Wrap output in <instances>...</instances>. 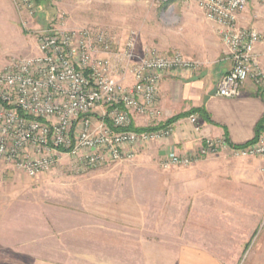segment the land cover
Returning a JSON list of instances; mask_svg holds the SVG:
<instances>
[{
	"label": "rangeland",
	"instance_id": "374dc122",
	"mask_svg": "<svg viewBox=\"0 0 264 264\" xmlns=\"http://www.w3.org/2000/svg\"><path fill=\"white\" fill-rule=\"evenodd\" d=\"M30 6L0 0V71L12 57L35 54L39 34L51 26L104 33L122 76L121 51L133 31L138 54L145 47L178 51L200 62L196 72L227 55L195 0H31ZM172 13L180 20L167 26ZM240 24L264 31V4L250 0ZM164 155L148 146L132 159L86 171H74L64 158L30 177L29 199L41 212L42 264H264V158L223 148L164 168ZM178 233L190 244L187 252H178Z\"/></svg>",
	"mask_w": 264,
	"mask_h": 264
},
{
	"label": "built area",
	"instance_id": "2783aa9c",
	"mask_svg": "<svg viewBox=\"0 0 264 264\" xmlns=\"http://www.w3.org/2000/svg\"><path fill=\"white\" fill-rule=\"evenodd\" d=\"M195 1L233 61L217 94L239 97L251 79L264 99V66L257 50L264 31L240 24L250 0ZM16 2L20 9L31 8V0ZM136 44L133 31L121 51L123 76L109 55L112 40L85 27L51 26L39 34L35 54L9 59L0 71V162L31 178L51 172L64 158L74 171H86L132 159L171 137L173 123L162 121L161 81L168 74L195 72L200 62L153 47L138 54ZM136 114L147 122L143 129L132 128ZM189 119L198 127V115ZM223 148L236 156L264 158V131L240 147H231L224 137L206 139L194 155L168 150L161 165H189Z\"/></svg>",
	"mask_w": 264,
	"mask_h": 264
},
{
	"label": "crops",
	"instance_id": "0c3cea01",
	"mask_svg": "<svg viewBox=\"0 0 264 264\" xmlns=\"http://www.w3.org/2000/svg\"><path fill=\"white\" fill-rule=\"evenodd\" d=\"M257 50L264 66V44L259 45ZM213 61L216 65L208 67V70L168 74L162 79V121L183 116L173 122L171 137L149 145L160 154L174 150L179 155H194L208 138L228 137L237 145L255 138L256 127L264 117V99L260 91L248 79L239 97L218 95V83L232 68L233 61L228 55ZM198 107L206 109L211 121H206L199 113L187 114ZM192 114L198 115L199 128L190 121L189 116ZM134 122L141 127L147 125L145 118L137 114L134 115ZM19 172L0 162V177L4 182L0 186V264H42L41 212L39 207L34 208L33 200L29 199V188H32L30 184L33 181L24 173L23 176L19 175ZM191 225L195 227L194 223ZM191 225L188 223L187 227L191 229ZM177 242L178 252H187L185 247L190 244L184 235L178 233Z\"/></svg>",
	"mask_w": 264,
	"mask_h": 264
},
{
	"label": "trees",
	"instance_id": "16d2710c",
	"mask_svg": "<svg viewBox=\"0 0 264 264\" xmlns=\"http://www.w3.org/2000/svg\"><path fill=\"white\" fill-rule=\"evenodd\" d=\"M191 113H199V115H200L203 119H205L206 121H211L210 116L208 115L206 109L203 108V107L193 108V109H192L189 113H187V114L189 115V114H191ZM187 114H186V115H187ZM181 116H183V115H179V116L172 117V118L168 119V120L166 121V123H173V122H175L178 118H180ZM132 128H134V129H143V127H137V126H135V125H132ZM263 131H264V117H263V119L258 123V125H257V127H256V136H255V138L258 137ZM226 139H227V142L230 144L231 147H240V146L246 144V143H244V144H241V145H237V144L232 143V142L228 139V137H226ZM247 143H248V142H247Z\"/></svg>",
	"mask_w": 264,
	"mask_h": 264
},
{
	"label": "clouds",
	"instance_id": "9594fccd",
	"mask_svg": "<svg viewBox=\"0 0 264 264\" xmlns=\"http://www.w3.org/2000/svg\"><path fill=\"white\" fill-rule=\"evenodd\" d=\"M180 18L175 13L170 14L164 20V24L167 26H173L179 22Z\"/></svg>",
	"mask_w": 264,
	"mask_h": 264
}]
</instances>
